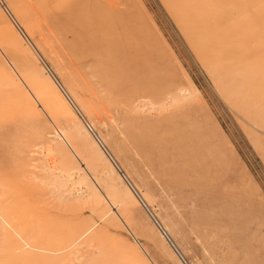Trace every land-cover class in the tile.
<instances>
[{
    "label": "rangeland",
    "instance_id": "1",
    "mask_svg": "<svg viewBox=\"0 0 264 264\" xmlns=\"http://www.w3.org/2000/svg\"><path fill=\"white\" fill-rule=\"evenodd\" d=\"M116 1L155 85L131 103L0 0V264H264V70L206 59L175 0Z\"/></svg>",
    "mask_w": 264,
    "mask_h": 264
},
{
    "label": "bare ground",
    "instance_id": "2",
    "mask_svg": "<svg viewBox=\"0 0 264 264\" xmlns=\"http://www.w3.org/2000/svg\"><path fill=\"white\" fill-rule=\"evenodd\" d=\"M35 1L40 17L61 39L72 37L69 49L91 69L90 74L106 85L107 91L125 99L132 97L129 103L147 98L155 86L149 78L150 57L146 37L133 27L131 11L121 10L116 0ZM168 5L171 9L186 7L179 21L185 31L188 27L200 28L198 47L206 59L223 62L227 69H243L244 74L253 66L264 70V0H175ZM216 16L221 22L234 18V24H238L240 37L231 44L235 47L232 63L220 59L216 46L227 36L212 29L211 20ZM233 27L227 26V31Z\"/></svg>",
    "mask_w": 264,
    "mask_h": 264
}]
</instances>
